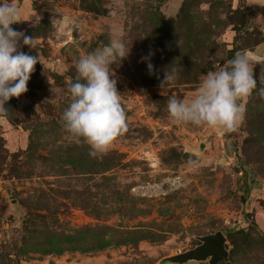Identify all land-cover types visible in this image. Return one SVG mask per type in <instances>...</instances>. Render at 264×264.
Here are the masks:
<instances>
[{
    "label": "rangeland",
    "instance_id": "obj_1",
    "mask_svg": "<svg viewBox=\"0 0 264 264\" xmlns=\"http://www.w3.org/2000/svg\"><path fill=\"white\" fill-rule=\"evenodd\" d=\"M14 2L24 19L41 17L11 25L34 38L37 48L20 50L41 63L0 115V264H179L168 257L217 231L228 250L218 264H264L262 60L234 131L176 124L167 111L264 42V0ZM116 32L131 47L111 66L126 129L93 157L61 117L78 60ZM170 66L178 77L161 86Z\"/></svg>",
    "mask_w": 264,
    "mask_h": 264
},
{
    "label": "clouds",
    "instance_id": "obj_2",
    "mask_svg": "<svg viewBox=\"0 0 264 264\" xmlns=\"http://www.w3.org/2000/svg\"><path fill=\"white\" fill-rule=\"evenodd\" d=\"M32 17H35L33 26H39L41 17L34 13L24 19L14 0L0 3V115L8 113L6 105L11 98H19L28 91L27 84L35 65L40 62L38 55L20 50L24 46L30 50L37 48L34 38L11 27ZM130 51L123 32H116L108 44L87 52L76 64L75 82L69 87L71 103L61 121L74 142L89 146L90 156L105 154L126 129V113L111 66L125 60ZM152 55L149 52L141 58L142 62H147L150 75L153 73ZM253 69V54L237 52L225 64L204 75L194 97L170 98L167 104L170 118L176 124L234 131L246 111L241 101L257 89ZM177 77L178 68L170 66L164 72L161 86L174 82ZM260 95L264 96V88L260 89Z\"/></svg>",
    "mask_w": 264,
    "mask_h": 264
},
{
    "label": "water",
    "instance_id": "obj_3",
    "mask_svg": "<svg viewBox=\"0 0 264 264\" xmlns=\"http://www.w3.org/2000/svg\"><path fill=\"white\" fill-rule=\"evenodd\" d=\"M252 53L255 57L264 58V42L257 46ZM200 149L202 148L200 147ZM199 240L201 243L195 248L168 257V260L179 264H184L191 260H208L209 264H218L228 259V250L225 246L226 238L221 231L200 236Z\"/></svg>",
    "mask_w": 264,
    "mask_h": 264
},
{
    "label": "bare ground",
    "instance_id": "obj_4",
    "mask_svg": "<svg viewBox=\"0 0 264 264\" xmlns=\"http://www.w3.org/2000/svg\"><path fill=\"white\" fill-rule=\"evenodd\" d=\"M248 52H250V51H248ZM250 53H252V52H250ZM253 54V53H252ZM253 58H255V59H258V60H262L261 62H262V69L264 70V58H259V57H255L254 55H253Z\"/></svg>",
    "mask_w": 264,
    "mask_h": 264
},
{
    "label": "trees",
    "instance_id": "obj_5",
    "mask_svg": "<svg viewBox=\"0 0 264 264\" xmlns=\"http://www.w3.org/2000/svg\"><path fill=\"white\" fill-rule=\"evenodd\" d=\"M171 21H173V20H171ZM165 22H166V20H165ZM166 23H167V27H168V25H169V21H167ZM156 238H157V237H156ZM98 247H99V246H98ZM98 247H97V248H98Z\"/></svg>",
    "mask_w": 264,
    "mask_h": 264
}]
</instances>
